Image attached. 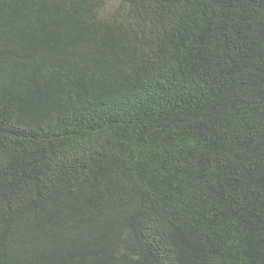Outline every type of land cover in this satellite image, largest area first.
I'll return each instance as SVG.
<instances>
[{
    "label": "trees",
    "instance_id": "trees-1",
    "mask_svg": "<svg viewBox=\"0 0 264 264\" xmlns=\"http://www.w3.org/2000/svg\"><path fill=\"white\" fill-rule=\"evenodd\" d=\"M0 264H264V0H0Z\"/></svg>",
    "mask_w": 264,
    "mask_h": 264
}]
</instances>
